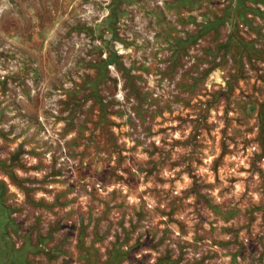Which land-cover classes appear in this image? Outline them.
<instances>
[{
    "label": "rangeland",
    "instance_id": "rangeland-1",
    "mask_svg": "<svg viewBox=\"0 0 264 264\" xmlns=\"http://www.w3.org/2000/svg\"><path fill=\"white\" fill-rule=\"evenodd\" d=\"M0 264H264V0H0Z\"/></svg>",
    "mask_w": 264,
    "mask_h": 264
},
{
    "label": "trees",
    "instance_id": "trees-1",
    "mask_svg": "<svg viewBox=\"0 0 264 264\" xmlns=\"http://www.w3.org/2000/svg\"><path fill=\"white\" fill-rule=\"evenodd\" d=\"M118 250V249H117ZM118 253V251H116Z\"/></svg>",
    "mask_w": 264,
    "mask_h": 264
}]
</instances>
